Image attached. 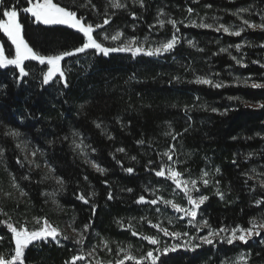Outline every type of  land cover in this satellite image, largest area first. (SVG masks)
Returning <instances> with one entry per match:
<instances>
[{
  "label": "trees",
  "instance_id": "obj_1",
  "mask_svg": "<svg viewBox=\"0 0 264 264\" xmlns=\"http://www.w3.org/2000/svg\"><path fill=\"white\" fill-rule=\"evenodd\" d=\"M53 2L76 11L78 17L83 16L95 25L90 15L75 5ZM160 3L167 4V10L175 15L176 21L185 17V11L175 9L183 6V0H144V11L133 9L129 15H118L109 23L135 21L141 24V33L157 35L150 23L152 12ZM13 6L18 11L24 38L42 55L72 51L82 44V34L65 26L35 22L33 17L23 13L27 0H2L0 18L5 8ZM179 28L175 29L178 38L181 36ZM0 39L7 45L2 35ZM7 52L11 53L9 46ZM190 58H195L193 51L180 44L170 52L152 57L143 53L133 56L130 52H112L104 56L94 52L91 60L60 81L59 88L51 82L43 83L42 70L46 68L36 61H25L29 72L26 77H19L14 67L0 68V146L4 151L0 162V207L12 222L43 217L53 223V215L44 203L45 185L40 176L24 161L15 140L5 135L10 129L38 145L56 175L63 179L64 186L57 200L74 220L76 229L91 221L90 230L96 229L111 244L133 239L117 221L136 215L144 206L136 201L140 196L145 197L142 185L147 176L153 175L146 156L150 153V160L160 168L166 164L160 152L170 146L184 154L177 166L183 176H195L209 163L219 169L216 182L223 199L213 192L208 193L202 209L209 225L215 229L226 225L248 227L249 220L257 216L259 209L239 184L238 167L243 165L239 153L264 143V109H251L240 101H262L264 89L231 85L219 90L187 82ZM219 60L223 63V58ZM228 63L224 60V65ZM247 70L255 73V69ZM231 97L237 101L225 107L219 105ZM220 107L226 109L222 113L212 111ZM167 127L171 130L168 137L165 136ZM71 130L88 139L94 149L95 162L106 170L103 175L94 173L74 153L66 139ZM173 135L176 139H172ZM120 148L124 151H117ZM18 159L23 164H18ZM127 168H132L133 172H126ZM25 176L29 179H24ZM13 177L27 193L20 200L3 195L10 192ZM89 182L96 192L93 197L85 191ZM109 193L112 199H108ZM81 194L89 200L88 204L77 199ZM92 205H95V214ZM8 218L0 215V220ZM133 237L146 246L138 257L158 248L139 235ZM72 245L69 241L57 244L50 240L33 243L25 250V264H66L74 256ZM250 248V242L240 247L217 242L196 250L161 255L156 264H219L221 256L228 257ZM13 251L11 232L0 225V255L11 258Z\"/></svg>",
  "mask_w": 264,
  "mask_h": 264
},
{
  "label": "rangeland",
  "instance_id": "obj_2",
  "mask_svg": "<svg viewBox=\"0 0 264 264\" xmlns=\"http://www.w3.org/2000/svg\"><path fill=\"white\" fill-rule=\"evenodd\" d=\"M56 1L66 6L75 5L78 10L88 13L91 19L95 21V24H103V20L106 16H110L112 19L114 17H119L118 15H129L133 9H139L140 11H144L145 9L144 0L143 7H141L139 3H136L135 0H120V2L125 5V7L121 9L112 8L109 4V0H92V3L96 6L95 10L92 8L80 7V5L84 3V0ZM166 7L167 4L160 3L152 12L153 16L150 27L153 30H156V33H159L157 35L147 32L141 33L140 23L123 20L116 21L114 24L109 23L104 25L103 28L97 29L94 36H96L98 42H102L105 47H116L135 37L138 41V45L143 44L144 48L147 50L149 47L154 48L159 46V44L171 39L175 34L178 40L175 46L180 44L185 49H190L193 51V56L197 58V60H195V58H190L185 81L195 83L194 81L196 80V77H205L211 79L214 83L222 84V87L217 88L219 90L231 85L241 86L244 88H253L252 84L254 83L264 85V67H261V65L264 64V47H262V45H264V29L248 28L247 25L243 24L244 19H247L253 24L264 23V0H183V6H174L176 7V10L182 9V11H185L186 13L185 17L182 20L177 21L178 23L176 24V28L180 27V38H178L177 34L175 33L176 28H173L171 24L167 23L168 20H176L174 18L175 15L171 14ZM189 9H192V12H189ZM241 9H247V11H240ZM29 16L32 17L30 14ZM160 20L164 21L163 26L159 24ZM18 22L20 23L19 16ZM200 23L211 24L213 27L201 28L194 26L199 25ZM220 25L228 27L230 32L225 33L223 29L216 31L215 29ZM61 26L68 27L67 25ZM240 29H243V31L239 36L230 34L231 32L239 31ZM72 30L76 31L75 29ZM117 32L122 33V36L116 41L111 40V37ZM0 35L4 37L11 50V55L14 56V46H11V42L8 41L7 37L2 32H0ZM105 37L108 38L105 39ZM189 41L192 42L191 45L189 44ZM238 44L241 45L239 50L236 48V45ZM7 45L3 40L0 39V47L4 48L5 55H8ZM221 49H226L227 51H221ZM94 52V49H89L86 50L85 53H78L75 56L66 57L64 60H62L61 65L63 61L64 63L61 68L65 72V76L73 71H76L77 68L81 67V65L91 60L93 58ZM233 57L236 59H233ZM221 58H223V63L219 62V59ZM224 60L229 61V63L224 65ZM236 60H240V63L238 64ZM253 61H257V63H253ZM44 66L47 70V65L45 64ZM11 67L14 66H7L4 67V69ZM247 69H255V73H249ZM50 82L56 88L60 87V80L58 76L54 77ZM253 89H264V87ZM234 101L237 100L233 97L227 98V101L220 102L219 105L221 107H225V105H230V102ZM240 103L243 104V106L251 109H264V107H261V105H264V100L255 102L242 100ZM223 104L224 106H222ZM203 107H206L205 103L203 104ZM221 107L216 108L215 111H212L215 113H222V111L226 108L223 109ZM166 133L171 134L169 127L166 128L165 136H171L166 135ZM13 139L15 140L16 145H22L23 151L18 148L22 158L33 171L38 173L40 180L45 185V188L42 191V196L44 198V203L52 211V224L60 229L63 236L69 237L68 240H64L62 237H58V240H52L51 238H48V240L57 244H63L66 241L72 242V250L74 251V255L83 254L85 257L83 261H77L79 264H98V262L99 264H115L116 260L123 257V253L118 252V249L120 248L126 249L136 257H138V255H140L145 250L146 246H144L142 241L135 240L132 234H130V236L134 240L130 238L127 241H114L111 244L107 237L101 235L96 229H89V231L84 234L85 240L83 245L74 243L77 232L81 231L83 227L81 229H76L74 220L71 219L72 217L68 214L67 210L64 209L57 200L61 188L60 185L56 183L55 178L58 176L56 175L55 169L48 161H46L42 155L41 148H39L34 142L26 139V137H24L22 134L19 137ZM66 139L68 140L69 145L79 160L88 166L94 173L100 174L91 167L90 163L86 162H95L93 157L94 151L91 145L88 143V139L76 130H71L69 136ZM75 144H81V147L76 148ZM0 149H2L1 146ZM35 149H39V151L37 152L36 157L33 158L30 153ZM168 149L169 147L166 149L164 148L160 152V155L163 158V161H165V165L173 164L177 170L180 158H183L184 154H179L175 150L172 161H168V158L163 156V153L168 151ZM239 154L240 162L243 164L242 166L239 165L241 168L238 167L239 184L244 192L250 197L251 203L254 205V207L259 209V212L255 218L257 220L264 219V204H256L257 200H264V189L260 187V181L264 180V143L251 150L240 152ZM3 155L0 156V162L3 161ZM26 155L27 160L25 159ZM150 155L151 154L149 153V155L146 156V163L147 166L152 169L151 172H153V175L147 176V181L142 185L143 192L145 194V200H150L155 197H162L164 200H172L176 203H179L183 207H188L187 199L184 197V193L180 189H177L176 185L171 180L166 179L165 177H157L155 175V171H158L159 168L153 160H150ZM33 159L35 160V164H39V167H36L35 164L28 163V160ZM149 161H151V164ZM134 162L136 164V161ZM95 163L97 164V162ZM244 165H247L248 167L244 169ZM49 168H51L53 171L49 172ZM217 169L218 167L212 163L207 164L202 169L209 173L207 178L210 179L211 183L207 186L199 182V177L202 170L195 176L182 175L181 179L198 180L197 186L200 189V192H193V196H199L201 194L207 196V194L211 192L216 194L218 189L216 177L220 174L216 171ZM249 176L253 177V179H248ZM9 189L13 198L19 200L20 198H23L20 196L19 191L13 189L11 185ZM85 191L89 197H93L90 195L91 193H96L93 184L90 182L86 183ZM48 193H55V196L52 197L45 195ZM53 199L57 201L59 207H57V204H53ZM205 203L206 201L197 210L196 224H200L202 221H207L205 216L206 213L202 210ZM157 208H159V211H157ZM142 217H146L147 219H141ZM181 217H183L182 213H178L170 205H166L162 201H158L157 205L144 203V206L140 208V211L136 215H128L125 220L120 221L121 224H123V227H121L120 224H118V226L123 229L126 228V230H128L130 233L132 230H135L139 233L140 237L142 235L158 237L160 241V243L156 245L158 248L152 251L153 255L158 257L179 250H190L191 245H189V248L184 247V245L189 241H191V244L200 245V247L204 246L205 244H201L199 237L206 236L208 234L209 227L200 226L199 231H197L196 227L189 224V217ZM33 218L34 217H30L27 220H22V222L17 221L16 223H25L29 228H32L34 226ZM148 221H151V224L160 225L163 228H167L169 232H187L188 236L181 235L175 239L171 236H165L162 232H159L157 228L151 227ZM129 224L132 226L131 229L129 228ZM236 226L237 225H226L223 227L231 229ZM210 228L215 229L212 226H210ZM74 229L76 231H74ZM229 234V232L220 233L221 236H228ZM102 241L107 242L108 248L104 247ZM217 242L220 241L218 239L214 241V243ZM248 242L251 243L250 250L241 249L240 252L228 257L221 256L219 264H224V262H228V264H244V261L239 260L241 254H246L245 258L247 260V264H264V256H262V253H264V230L261 231L259 236H253L248 240ZM221 243L229 245L226 242ZM13 244L15 249L14 240ZM174 244L181 245V247H178L176 251L168 252L167 254L163 253V248L165 246ZM240 244L244 243L235 241L230 246L240 247ZM128 245H131L132 247L128 248ZM89 252H93V254L88 255ZM12 255H14V251Z\"/></svg>",
  "mask_w": 264,
  "mask_h": 264
},
{
  "label": "snow or ice",
  "instance_id": "obj_3",
  "mask_svg": "<svg viewBox=\"0 0 264 264\" xmlns=\"http://www.w3.org/2000/svg\"><path fill=\"white\" fill-rule=\"evenodd\" d=\"M2 2V0H0ZM136 3H139L141 7H143V0H135ZM109 4L112 8L121 9L124 8L125 5L120 2V0H109ZM80 7L85 8H92L95 10V5L92 3V0H84V3L80 5ZM192 12V9L188 10ZM240 11H247V9H241ZM23 13L30 14L32 17L35 18V21L38 23H42L45 25H67L69 28L75 29L78 33L82 34L83 42L79 47L74 48L72 51H63L56 55H42L41 53L35 51L33 47L30 46L29 42L24 38L22 34V25L18 22V11L15 6L12 8H5L2 15L3 18H0V32H2L11 42V46H14L15 55L12 56L11 53L5 55L4 48L0 47V68H4L7 66H14L16 70L19 72V77H26L29 75V72L26 71L27 65L25 61H37L40 65H47V70H42L43 75V83L48 84L50 81L53 80L54 77L59 78L60 81L65 80V72L61 68V61L64 60L66 57L75 56L78 53H85L86 50L94 49L96 54H102L104 56H108L109 53L112 52H130L133 56H136L139 53H143L147 56H154L160 55L165 52H170L178 42L177 37L175 34L172 36L171 39L167 40L159 44L157 47H149L147 50L144 48L143 44L138 45V41L135 37L127 40L126 42L120 44L116 47H105L102 42H98L96 36H94V32L96 29L103 28L104 25L109 24L111 17L106 16L103 20V24H95L88 23L85 17L80 16L77 17L76 11H71L66 7L60 6L58 3H54L53 0H27V6L22 9ZM134 15V14H133ZM167 23L171 24L173 28H176L177 21L168 20ZM159 24L161 26L164 25V21L160 20ZM243 24L247 25L248 28H261L264 29V23L261 24H253L250 23L247 19L243 20ZM201 28H212L213 25L200 23L199 25H194ZM223 29L225 33H229L230 30L228 27L224 25H220L215 30L220 31ZM243 29L239 31L231 32V35L239 36ZM122 36V33L117 32L115 35L111 37V40L116 41ZM108 37H105L107 39ZM147 39V38H146ZM191 45L192 42L189 41ZM241 45H236L237 50H239ZM264 47V45H262ZM221 51H227L226 49H221ZM233 59H236L233 57ZM239 64L240 60H236ZM253 63H257V61H253ZM264 67V64L261 65ZM197 84H205L209 85L214 88L222 87V84L214 83L211 79L205 77H196L194 81ZM65 87L67 84L65 83ZM253 88L264 87V85L260 84H252ZM264 107V105H261ZM215 111V109H213ZM100 127L99 124L96 125ZM5 135L11 136L13 138H17L21 135L19 131L15 130H8L5 132ZM75 135V133H74ZM166 135H171L170 133H166ZM179 135V134H177ZM172 139H176V136L173 135ZM75 143V142H74ZM138 143H143V141H138ZM17 148H20L23 151L22 145L17 144ZM76 148H80L81 144H75ZM39 149H35L31 151L30 155L35 158ZM94 151V149H93ZM117 151L123 152L124 149L120 148ZM175 152L174 147H169L168 151L163 153V156L168 158V161H172L173 154ZM3 155V150L0 149V156ZM27 160V155L25 156ZM135 159V157H132ZM87 163L91 164V167L95 169L96 172L103 175L105 173V169L100 167L98 164L92 161H86ZM119 163V161H117ZM18 164H23L22 161L19 159L17 160ZM29 164H35V160H28ZM151 164V161H149ZM235 163V161H234ZM36 167H39V164H35ZM47 167V165H46ZM49 172L53 171L51 168L48 169ZM126 172L131 173L133 172L132 168L125 169ZM219 172V169L216 170ZM155 175L157 177H165L166 179L171 180L177 189H180L184 193V197L187 199L188 207H183L179 203H176L172 200H164L162 197H155L150 200H145L144 196H140L136 203L141 204H150V205H157L158 201H162L166 205H170L176 212L182 213L183 217H189V224L196 227V230L199 231L200 226L209 227L208 234L206 236L199 237L201 244L205 245H213L215 240H219L220 242H226L227 244L231 245L235 241H240L242 243H247L249 239L253 236H259L261 231L264 230V219L257 220L253 218L249 220V227H241L237 225L234 228H225L222 227L220 229H212L208 225L207 221H202L200 224H196V217H197V210L200 208L205 201L208 200V196L206 195H199L193 196V192H200L198 188V180L197 179H190V180H183L181 179L182 173L176 170L173 164H162L158 171H155ZM209 173L207 171L202 170L201 175L199 177V182L203 185L207 186L211 183L210 179L207 177ZM24 179H29L28 176L23 177ZM56 183L60 185L61 190L64 186L63 179L56 177ZM86 179V178H85ZM248 179H253V177L249 176ZM218 183V182H217ZM11 187L17 191L21 197L26 196L27 193L20 188L19 184L16 182L15 178H12ZM260 187L264 189V180L260 181ZM129 192L132 189H128ZM217 195L223 199V194L220 193L219 189H217ZM3 195L6 198H13L12 193L4 192ZM45 195H49L54 197L55 193H48ZM90 195L94 196L95 193H91ZM112 194H108V199H112ZM77 199L83 201L85 204L89 203V200L84 195H78ZM53 204H57V201L53 199ZM257 205L264 204V200H257ZM57 207L59 205L57 204ZM93 214H95V205H92ZM159 211V208H157ZM0 215L8 216L7 220H0V225H5L7 229L12 233V239L15 242V249L14 255L11 258H6L3 255H0V264H25V250L32 245L34 242L38 241H47L48 238L52 240H58V237H62L64 240H68V236H63L62 232L57 226H54L52 223L49 222L47 218H33L34 226L29 228L25 223H16L14 224L11 220V217L7 212L0 207ZM181 217V218H183ZM141 219H147L146 217H142ZM121 227L120 221H117ZM151 227L157 228L159 232H162L165 236H171L172 238H178L181 235L188 236L187 232H169L167 228H163L160 225L151 224V221H148ZM91 227V221L83 226L81 231L77 232L76 239L74 243L83 245L84 244V234L89 231ZM131 224H129V228L131 229ZM74 231H76L74 229ZM229 232L228 236H221L220 233ZM132 236H137L139 233L135 230L131 232ZM141 238L146 240L149 244L157 245L160 243L159 238L156 236L151 235H142ZM105 248H108V244L105 241H102ZM191 245L190 250L200 247V245L191 244V241L184 245L185 248H189ZM131 245H128V248H131ZM178 247L181 245L174 244L170 246H165L163 248V253L167 254L168 252L176 251ZM110 250V249H109ZM94 251V250H93ZM118 252L123 253V257L115 261V264H125L126 261H132L134 264H156L157 260L159 259L158 256H154L152 251H148L146 254L141 255L140 257H136L131 252L127 251L124 248L118 249ZM93 252H89L88 255H92ZM246 254H241L239 260L244 261V264H247ZM84 255H74L71 257L70 261L66 262V264H77V261H83ZM99 264V262H98ZM224 264H228V262H224Z\"/></svg>",
  "mask_w": 264,
  "mask_h": 264
}]
</instances>
